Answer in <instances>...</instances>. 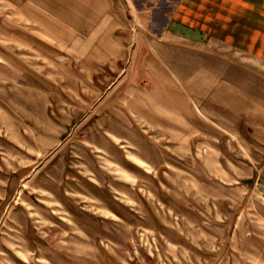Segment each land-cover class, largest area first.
Wrapping results in <instances>:
<instances>
[{
  "label": "rangeland",
  "instance_id": "374dc122",
  "mask_svg": "<svg viewBox=\"0 0 264 264\" xmlns=\"http://www.w3.org/2000/svg\"><path fill=\"white\" fill-rule=\"evenodd\" d=\"M86 8L0 0V264H264V72Z\"/></svg>",
  "mask_w": 264,
  "mask_h": 264
},
{
  "label": "crops",
  "instance_id": "0c3cea01",
  "mask_svg": "<svg viewBox=\"0 0 264 264\" xmlns=\"http://www.w3.org/2000/svg\"><path fill=\"white\" fill-rule=\"evenodd\" d=\"M78 1L104 23L126 18L149 28L162 24L169 38L198 49L220 47L241 60L240 69L264 72V0ZM207 54L214 52L205 51L206 60ZM212 69V63L206 61L204 70ZM220 69L227 70L224 66Z\"/></svg>",
  "mask_w": 264,
  "mask_h": 264
}]
</instances>
